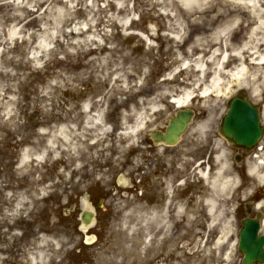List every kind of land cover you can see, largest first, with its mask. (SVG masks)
Segmentation results:
<instances>
[{
    "label": "rangeland",
    "instance_id": "rangeland-1",
    "mask_svg": "<svg viewBox=\"0 0 264 264\" xmlns=\"http://www.w3.org/2000/svg\"><path fill=\"white\" fill-rule=\"evenodd\" d=\"M208 3L182 12L180 0H0V264H240L246 206L264 202V181L249 168L264 175V154L237 163L216 135L237 82L223 97H195L176 147L149 141L175 114L172 94L197 76L164 81L182 59L171 27L182 13L196 26L190 18L231 2ZM222 163L236 181L227 192L212 187ZM92 189L111 197L95 209L96 229L82 232ZM212 195L224 212L215 227ZM178 206L186 213L176 217ZM226 220L227 241L214 249Z\"/></svg>",
    "mask_w": 264,
    "mask_h": 264
},
{
    "label": "bare ground",
    "instance_id": "bare-ground-1",
    "mask_svg": "<svg viewBox=\"0 0 264 264\" xmlns=\"http://www.w3.org/2000/svg\"><path fill=\"white\" fill-rule=\"evenodd\" d=\"M212 0H180L182 6H184L188 11L192 10H204L212 6ZM233 5L243 4L247 8L252 9L253 16L255 18V26L249 33V40L241 44V47H231L229 44V35L232 31V28L237 26V22L240 19L238 15L233 16L232 19H225L218 28H216L212 33L208 35H200L192 45H188L184 48L180 43L183 41V18L185 19V15L182 13V16L179 17V23L177 26H172L171 30L180 34L179 36L174 35V39H178L181 42L177 45L175 53L178 57L182 58L177 62L176 68H174L171 73L167 76V79L170 81H174L173 78L175 74L180 71L185 70H194L197 74L195 78V82H193V87L191 89H187L182 91L179 94H175L172 102L178 107L189 106L194 97L198 94L204 100H208L211 96L223 97L226 95V92L232 90L233 83H236L237 87H250L255 96L259 95L260 88L264 85V66L260 64L264 63V51L260 46H264V11L261 10L259 4H261V0H228ZM238 6V5H237ZM183 10L182 12H184ZM207 48V54L205 53V48ZM200 49L202 54H199L197 57H194ZM252 51L254 54H257L254 59L256 64L258 65L257 69L252 73L249 72L248 67L243 63V54L245 52ZM253 55V54H252ZM233 56V57H232ZM232 59L238 58V61H235V68L229 69L227 65L230 63V58ZM208 67V68H207ZM252 78H249L251 77ZM206 77V78H205ZM208 78H210L208 80ZM174 85H170L167 91L174 89ZM232 87V88H231ZM198 91L199 93H195ZM234 93V91H232ZM231 93V94H232ZM212 118L209 117L202 123L198 125V130L200 132H204L205 128L209 125ZM142 120H138V126L143 125ZM224 158V153H220L217 156V161L221 162ZM261 158V157H260ZM259 164H264V158L257 159ZM227 165L222 163L219 171L216 175V180L218 182V186L215 185L216 181L212 185L215 191L227 192L230 190L231 185L235 179L227 176L226 169ZM260 165H254L249 168L250 174L256 176L258 180L261 182L264 181V175L258 173V169ZM202 177L209 182V172L204 170L200 172ZM210 183V182H209ZM211 185V183H210ZM206 204L208 208V212L212 217L211 225L215 227L217 223L221 222L222 217L224 218V212L219 211V203L217 202L214 195L208 197L206 199ZM167 207V204H166ZM258 207L264 208V202L258 204ZM168 208H165V212L163 216H167ZM186 213L183 206H178L176 210V217L182 216ZM221 228H220V236L215 242L214 249H222L224 247V243L227 241L228 235L231 231V221L226 220ZM225 260H229L231 257V251H226L223 254Z\"/></svg>",
    "mask_w": 264,
    "mask_h": 264
},
{
    "label": "flooded vegetation",
    "instance_id": "flooded-vegetation-1",
    "mask_svg": "<svg viewBox=\"0 0 264 264\" xmlns=\"http://www.w3.org/2000/svg\"><path fill=\"white\" fill-rule=\"evenodd\" d=\"M237 5H233L232 3L225 4L224 6L221 4H216L215 11L210 12L209 15L201 14V15H197L196 17H194L195 19L190 18L189 19L190 22L197 23L198 25L188 26V27L183 26L184 27V30H183L184 37H183V41L180 43L179 46H181V44H182V46L184 48H186L188 45H192L200 35L205 36V35L212 33L216 28L219 27V25L225 19L229 20V19H232L233 16L238 15V17L240 19L237 22V26L232 28V31L229 35V41L228 42H229L231 47H233V46L234 47H241L240 46L241 44H243L244 42L249 40V33L253 29V27L255 26L256 20L253 16L252 9L247 8L243 4L242 5L237 4ZM259 6H260L261 10L264 11V0H261V4H259ZM183 21H184V18H183ZM260 47L264 51V46H260ZM207 48L208 47H206L204 49L205 53H203V55L207 54ZM201 50H203V49H200V51L197 54H195L194 57H197L199 54H202ZM256 56H257V54H254L252 51L251 52L250 51L245 52L242 56L243 63L248 67V70L251 73L253 71H255L258 67V65L256 64L257 61L254 60L256 58ZM232 57L230 58V63L227 65V67L229 69H231L233 67L235 68V66H236V64L234 63L235 61H237L239 63L238 58L232 59ZM261 66H264V63L260 64V69H261ZM261 70L263 71L264 69H261ZM249 78H252V76ZM164 92H166V91L164 90ZM239 94L243 98L246 97V99L247 98L250 99L257 106V109L259 110L260 127H261L263 132H262V135L260 136V138L258 140L259 148H258L257 152L255 153V155H258V156L262 155V154H264V113H263L264 85L260 88L259 97H257L258 98L257 100L253 99L254 94H253V91L251 90L250 87H244L241 91H239ZM229 110H230V107L228 106V101H227L225 113H227ZM216 135L220 137V126H218V128H217ZM222 141H223V143L226 144V146L229 148V150L232 152V154L236 158L239 157L240 159H242L244 157V154H245L244 150H237V149H235L234 144H230L225 140H222ZM164 150H165V147H164ZM93 188H95V187H93ZM105 196H106V198L104 197L103 194L96 193V191H94L92 189V195L89 196L91 199H89L88 194L85 195V197L83 196L85 198V203H84V208L82 209V212L85 209H93L94 211H95V209H96V211L99 208L101 209L102 208L101 202L106 201L108 196L111 197V194L106 193ZM75 202H76L75 200L72 201V204H71L72 210L74 208ZM253 203L255 204L254 201H253ZM251 209H253V206L247 205L246 215L241 219V222L243 219L248 217L247 213ZM96 215H97V213H96ZM255 215H252L251 217H254ZM78 220L80 221L79 226H82V224L85 225V223L81 219V214L78 217ZM95 221H96V219H95ZM242 226H243V224L241 223L240 229ZM96 227H97V223L94 224L92 226V228H90V230L93 228L95 230ZM79 229H80V227H79ZM95 235L97 237V234H95ZM84 243L89 244L87 242H84ZM73 249L74 248H72V250ZM76 250L78 253L83 251V249L81 247L77 248ZM240 257H241L240 264H242V256H240Z\"/></svg>",
    "mask_w": 264,
    "mask_h": 264
},
{
    "label": "water",
    "instance_id": "water-1",
    "mask_svg": "<svg viewBox=\"0 0 264 264\" xmlns=\"http://www.w3.org/2000/svg\"><path fill=\"white\" fill-rule=\"evenodd\" d=\"M232 109L222 120L221 132L229 142L235 143L238 148L250 151L262 134L258 110L250 102L236 96ZM194 115L192 109H183L170 119L165 133L155 131L154 138L166 145L176 144L184 134ZM92 215H83L85 221H90ZM88 217V218H87ZM260 215L257 219L244 221V228L239 235V250L244 254L243 264L264 262V235L258 236Z\"/></svg>",
    "mask_w": 264,
    "mask_h": 264
}]
</instances>
